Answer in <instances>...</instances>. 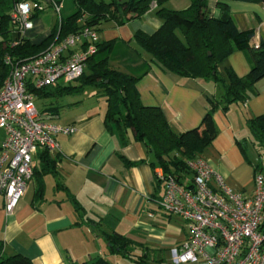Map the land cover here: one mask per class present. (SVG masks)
I'll return each mask as SVG.
<instances>
[{
    "label": "crops",
    "instance_id": "1",
    "mask_svg": "<svg viewBox=\"0 0 264 264\" xmlns=\"http://www.w3.org/2000/svg\"><path fill=\"white\" fill-rule=\"evenodd\" d=\"M58 1L59 16L47 0H37L43 9L32 18V28L21 34L24 39L39 44L61 19L71 14L63 17L65 0ZM220 1L226 2L239 29H256L254 46L264 40V4L208 0L209 16L221 15L216 5ZM72 3L75 10L73 0ZM189 5L190 0H167L162 6L179 11ZM156 9V4H151L140 17L123 23L114 19L99 23L98 42L112 45L95 58L106 56L110 67L136 77L140 102L159 107L170 128L180 133L199 125L206 112V98L218 99L223 89L210 78L171 72L133 47L135 32L152 34L161 26ZM17 36L16 31L12 32L14 40ZM249 68L245 54L237 50L217 66L219 72L230 69L238 77L246 75ZM89 87L92 86L57 97L58 102L65 98L67 101L51 107L55 108L57 123L75 127L70 135L58 134L57 150L48 151L51 157L58 156L56 173L41 174L36 153L25 193L11 213L4 210L0 195V254H19L32 264H83L97 259L107 264H139L136 258L147 252L150 264H170L173 250L187 237V225L181 217L158 206L163 188L155 176L160 168L151 167L152 155L142 142L134 140L131 129L123 134L124 144L116 131L108 132L103 123L106 97L99 94V89ZM38 111L50 112L45 107ZM255 116H264V78L255 83L246 103L216 109V136L201 154L227 187L244 196L253 191V163L258 149L245 118ZM40 182L43 189L38 196ZM210 185L215 187L213 179ZM113 232L133 242L131 258L109 251L106 238Z\"/></svg>",
    "mask_w": 264,
    "mask_h": 264
},
{
    "label": "trees",
    "instance_id": "2",
    "mask_svg": "<svg viewBox=\"0 0 264 264\" xmlns=\"http://www.w3.org/2000/svg\"><path fill=\"white\" fill-rule=\"evenodd\" d=\"M19 1L22 0H0V88L10 71L5 62L7 56L13 60L30 58L39 54L50 42L58 41L84 25L96 30L99 23L108 19L123 23L140 17L152 3L156 4L155 13L162 20L161 26L152 34L135 32L133 47L178 75L210 78L220 84L222 94L218 99L206 98V112L198 126L176 133L168 125L159 107L143 105L135 89L136 77L110 67L106 56L95 58L98 53L109 51L111 42L96 44V52L86 62L88 73L83 72L76 80L77 84L70 82L46 86L31 92L38 98H57L80 93L85 86L99 89V94L106 97L103 123L108 132L116 131L124 144L123 134L127 128L131 129L134 140L142 142L152 155L151 167L160 168L164 178L172 176L180 184L184 178L192 177L186 161L196 156L202 157L203 150L216 136L213 118L216 109L221 106L226 110L231 104L246 103L249 93L254 92L255 83L264 78V40L254 46L256 29H239L223 1L216 3L221 15L212 17L209 16L208 0H190V5L179 11L163 7L167 0H73L75 10L61 19L50 35L39 44L24 39L10 18L14 4ZM32 1L37 3V0ZM235 1L264 4V0ZM37 13L34 12L31 19ZM14 31L18 35L15 40L12 38ZM232 50L243 52L249 62V71L242 77L236 76L230 69H225L223 73L217 70L218 64ZM47 110L50 111L47 113L55 114V108L48 107ZM245 125L253 144L259 149L256 156L260 153L264 155V116L246 117ZM240 148L243 150L242 146ZM37 154L40 158V173L55 174L58 156L51 157L46 149L39 150ZM262 169L260 161L255 160L254 172ZM155 181L162 183L158 176H155ZM42 189L40 182L36 191L38 196ZM106 241L111 253L131 258L132 241L116 232L108 235ZM148 255L144 252L136 261L139 264H150ZM0 264L32 263L19 254H0ZM83 264L107 262L97 259Z\"/></svg>",
    "mask_w": 264,
    "mask_h": 264
},
{
    "label": "built area",
    "instance_id": "3",
    "mask_svg": "<svg viewBox=\"0 0 264 264\" xmlns=\"http://www.w3.org/2000/svg\"><path fill=\"white\" fill-rule=\"evenodd\" d=\"M47 1L59 16L60 2ZM42 9L32 0L15 3L10 18L17 32L31 29V15ZM98 41L97 31L84 25L35 56L6 57L10 71L0 88V195L7 213L25 193L33 156L42 149L57 150L56 136L75 130L73 125L57 123L55 114L40 113L31 90L77 80ZM255 160L263 169L254 172L250 196L227 187L200 156L186 161L192 177L181 184L172 176L164 178L161 170L157 173L163 188L158 206L181 217L188 228L185 241L173 250V264H264V155ZM212 179L215 187L210 185Z\"/></svg>",
    "mask_w": 264,
    "mask_h": 264
},
{
    "label": "rangeland",
    "instance_id": "4",
    "mask_svg": "<svg viewBox=\"0 0 264 264\" xmlns=\"http://www.w3.org/2000/svg\"><path fill=\"white\" fill-rule=\"evenodd\" d=\"M73 3L71 4V0H65V5H64V10L62 11V15L63 17H65L66 15H68V13H72L73 12V7H72ZM68 6H70V10H67L68 9ZM51 44V42L44 48L42 49L40 52H42L43 50H45L49 45ZM75 84L78 83V81H73ZM86 87V86H85ZM90 89H92V87H89ZM87 89V92L90 90V89ZM67 98L63 99V100H60L58 102V100L56 98H54V100L52 99H44V98H38L36 96H34V106L37 110H41L43 109L44 107L45 108H48V107H55V106H60L59 104H63L65 103L67 100ZM255 158V156H254ZM188 179H190L188 177ZM171 260H169V263L172 264V262H170ZM160 264V262L158 263Z\"/></svg>",
    "mask_w": 264,
    "mask_h": 264
}]
</instances>
